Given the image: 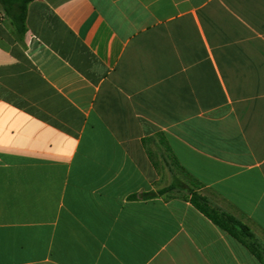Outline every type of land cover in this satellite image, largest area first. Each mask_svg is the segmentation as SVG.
<instances>
[{"label": "crops", "instance_id": "crops-1", "mask_svg": "<svg viewBox=\"0 0 264 264\" xmlns=\"http://www.w3.org/2000/svg\"><path fill=\"white\" fill-rule=\"evenodd\" d=\"M1 14L0 264H264L159 194L185 172L264 246V0Z\"/></svg>", "mask_w": 264, "mask_h": 264}, {"label": "trees", "instance_id": "trees-1", "mask_svg": "<svg viewBox=\"0 0 264 264\" xmlns=\"http://www.w3.org/2000/svg\"><path fill=\"white\" fill-rule=\"evenodd\" d=\"M34 0H0V13L11 21L16 33L19 37H23L27 31L26 19L28 5ZM161 141H165L160 136ZM145 140L143 143L146 145ZM183 179L175 177L170 186L159 191V194H168L175 190H185L191 196V204L215 225L230 233L232 236L239 239H247L249 250L258 258L264 255V246L258 243L251 230L245 226L240 220L234 216L222 211L212 204L205 196L199 194L197 190L200 184L190 178L188 174L182 172ZM149 195H154L150 193Z\"/></svg>", "mask_w": 264, "mask_h": 264}, {"label": "rangeland", "instance_id": "rangeland-1", "mask_svg": "<svg viewBox=\"0 0 264 264\" xmlns=\"http://www.w3.org/2000/svg\"><path fill=\"white\" fill-rule=\"evenodd\" d=\"M160 162V167H162L163 168V165H162V163H161V161H159ZM163 173L165 174V178H166V182H167V184H169L170 182H172V176L174 175V173H175V171H174V169H171L169 166H166L165 167V170L163 171ZM178 173V172H177ZM179 174V173H178ZM180 177H182L183 178V175L181 174V176Z\"/></svg>", "mask_w": 264, "mask_h": 264}, {"label": "built area", "instance_id": "built-area-1", "mask_svg": "<svg viewBox=\"0 0 264 264\" xmlns=\"http://www.w3.org/2000/svg\"><path fill=\"white\" fill-rule=\"evenodd\" d=\"M2 18V14L0 13V19Z\"/></svg>", "mask_w": 264, "mask_h": 264}]
</instances>
